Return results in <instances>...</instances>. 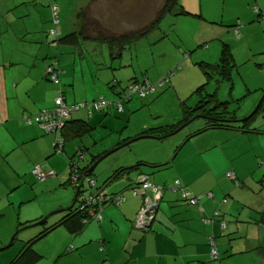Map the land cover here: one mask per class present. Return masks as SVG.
Here are the masks:
<instances>
[{
	"label": "rangeland",
	"instance_id": "1",
	"mask_svg": "<svg viewBox=\"0 0 264 264\" xmlns=\"http://www.w3.org/2000/svg\"><path fill=\"white\" fill-rule=\"evenodd\" d=\"M164 2L165 0H53V3L61 9L59 24L62 32H72L76 29L78 23H81L78 22L80 18H77V15L79 16L80 12L84 10L87 14V21L82 22L81 25L85 24L90 34L95 29L98 31L111 29L113 31L111 33L136 31L143 24H147L150 18L154 19L156 12L161 9ZM179 3L188 12H198L199 8L203 6V11L200 10L205 19L220 21L223 17L222 21L226 22L231 18L230 13L233 11H229V8L234 2L233 0H179ZM11 4L12 0H3L0 10ZM200 22V19L193 16L168 14L160 23L161 29L145 35L134 44L126 45L120 59L111 58L107 44L98 40H82L87 43L77 48L62 47L60 51L54 43H52V46H55L53 49L50 48L51 44L46 46L49 51L51 50L52 56L57 52L61 53L63 68L61 73L69 85L70 98L74 96L79 98L85 94L88 103L99 97L118 101L119 97L110 88L118 81L121 86H118L117 90L123 91L125 94L126 88L134 82V79H138L139 82L148 81L154 85L171 70L180 67L179 73L172 78L171 83L154 94L158 95L157 100L149 103L152 101L150 97L140 99L137 96H132L133 101L123 102L126 112L117 115L111 124H105L106 128L97 131L95 134L99 141L97 147L93 148L94 138H90L92 143L89 153L108 149L117 143L118 141H111L113 137L111 134L119 128L123 130L125 126H128L125 129L124 138L129 137L135 132L134 129L138 124L151 121L154 124L157 122L167 124L173 122L175 118H180L179 105L181 101L188 102L190 105L195 103L196 97L193 93L196 94L197 88L206 82L205 75L198 64L200 50L204 48H199L195 40ZM39 25L40 23L36 22L31 27L36 28ZM46 26L49 28L46 30L48 32L53 28L50 23ZM45 35L47 36V34ZM260 64L264 65V56L257 55L249 57L247 62L239 65V75L236 73L233 75L235 77L233 90H230L227 83H221L218 98L231 101L228 106L229 111H236L239 120L254 114L249 122V127L258 128L261 131L243 134L222 129L207 130L191 139L182 148L174 158L175 166L158 172L154 178L179 175V179L184 185L193 184L195 188L199 189V193L204 192L205 195L214 191L215 197L223 202L225 187H228L229 184L233 185V182L226 177L228 173L226 167L233 165L242 173L249 174L251 183V186L248 185L236 192V196L241 199L246 197V201L256 200L262 194L264 196L261 190L262 184L257 183V179L253 178L255 175L253 168L258 165L255 163V156L264 155V69L258 66ZM68 65H70L68 69L64 67ZM94 85H97L98 91ZM214 85L211 84L207 87L210 93L213 92ZM248 88L251 89V93H248ZM58 99L56 98L55 101ZM239 99L242 100L238 102ZM132 103L139 104L140 109L131 112L133 110ZM111 113L115 114L116 112L111 111ZM128 120L129 123H126ZM203 123L202 120H196L193 123L194 126L191 125L192 129L201 127ZM87 138H83V143L87 142ZM181 139L182 136L178 135L161 145L156 140L134 142L100 162L95 168L93 177L97 181V185L102 186L119 167L133 166L139 160H154L155 154H158L161 147V152L164 153L161 154L162 157L167 149L172 152L173 156V151ZM82 141L81 139L66 141V151L69 152L70 157L74 156ZM68 159L69 157H65L64 153H56L54 149V154L49 157L48 161H51L55 166L53 168L57 176L49 177L43 182L38 181L29 172V177L26 180L23 179L24 183L11 193L15 195L14 198L27 199L28 196L29 198L20 215H18L19 210H15L14 215L10 211L8 214L3 213L0 216V264H9L19 254L24 244L36 238L43 228L42 226L31 227L38 223L37 221L29 222L26 225L23 222L47 218V224L52 225L62 216L63 212L59 211L70 206V199L74 196L75 191L70 184H66L69 179ZM44 168L49 169V167ZM145 172L151 173L147 168H145ZM130 179L135 180L136 174L132 173ZM174 183L176 181L172 182V184ZM126 184H128L126 178L118 179L108 183L104 190L108 194L117 193L123 190ZM214 185L216 187L212 190ZM106 210L115 219L112 228L106 229V231L116 237L124 230V225H122L124 222L120 218L121 214L118 213L120 207L109 205ZM160 213L164 216L167 215L162 211ZM251 214L256 219L261 217L256 211H252ZM234 221L228 224L229 229L226 235H238L236 230L230 233L237 226ZM19 223L23 225H19ZM95 223L98 225L97 222ZM199 232L202 233L203 230ZM222 232L225 231L219 230L208 237L211 239L212 236H218ZM80 239H82L81 236H72L65 228L57 227L35 244V250L43 256L36 264H55L57 261L58 264H78L77 261L81 255L86 263L94 264L96 257V250L93 251L92 248L94 246L89 250L85 249L89 245L82 246L75 251L69 249L71 243L74 241L79 243ZM94 244L99 250L97 241ZM72 253L74 254L72 255ZM225 264L240 263L232 260Z\"/></svg>",
	"mask_w": 264,
	"mask_h": 264
},
{
	"label": "crops",
	"instance_id": "2",
	"mask_svg": "<svg viewBox=\"0 0 264 264\" xmlns=\"http://www.w3.org/2000/svg\"><path fill=\"white\" fill-rule=\"evenodd\" d=\"M2 2L3 0H0V5ZM233 2L229 11L234 13H230L231 18L226 22L222 21L223 17L220 21L212 20L215 24L200 19L198 33L195 35L196 44L201 46L214 40H222L238 51L244 50L248 57L257 54L264 56V0H233ZM49 20V12L37 6L34 0H12L10 6L0 10V212H2L0 216L10 211L14 215L15 210H19L18 215L22 213L29 196L27 199H18L11 193L24 183L23 179L26 180L29 177V172L34 175L33 170L41 168L45 172H54V176H57L53 168L55 166L48 159L54 154L59 137L46 132L38 122L34 123V115L42 110L52 109L55 99L60 94L65 96L68 104L88 100L85 94L79 98L76 96L70 98L69 85L62 74L59 84L51 83L46 78L49 67L48 57L52 55L51 50L49 51L46 46L51 44V49L57 46V44L52 46L54 39L46 31L49 29L46 26L50 23ZM36 22L40 25L36 28L31 27ZM234 24L241 35L239 40L233 38L234 31L231 33L228 30ZM59 25L58 29L61 30ZM60 48L62 47L59 46L58 51ZM64 67L68 69L70 65ZM65 77L68 76L65 75ZM94 88L96 91L99 89L97 85H94ZM91 112L92 114L88 110H80L75 114L74 119L91 121L90 117L93 116V123L103 121L102 114L94 110ZM30 119H33V122L29 121ZM62 151L65 157L70 158L69 152L66 151V144L62 147ZM171 154L167 149L165 156L158 162L161 164L168 162ZM255 163L258 165L253 168L255 171L253 178L257 179V183L262 184L264 155L255 156ZM226 171H228L227 175L234 173L240 181H243L242 188L251 186L249 174L242 173L233 165L227 166ZM154 176L157 175H153L152 181L164 186L165 190L160 209L154 214L148 226L137 227L135 220L142 205V199L133 197L126 190L124 192L126 201L118 206L120 207L118 213L121 214L120 218L124 222L123 232L116 237L107 233L106 229L112 228L115 219L106 207L101 212L103 221L97 222L98 225L94 221L91 222L81 234L77 235L82 237L80 242L74 241L69 249L75 251L89 245L85 248L89 250L94 246L92 247L93 251L96 250L94 264H225L232 260L240 264L243 262V264H264V252L257 250L258 247L264 246V236L258 235L260 238H257L247 223L248 220H256L252 217V211L260 213L264 208L263 195L254 202L251 212L243 207L244 202L241 200L239 203L237 200H229L222 205L217 202L213 207L207 197L202 196L200 203L204 211H201L199 206H192L182 201V189L174 190L176 186L173 187L172 182L179 179L178 175H166L157 179ZM46 179L37 180L44 182ZM130 182L132 183V180ZM188 186L191 191L198 194L199 189L193 184ZM213 187L216 185L211 189ZM225 188L233 191L232 194L236 197L239 187L231 190L229 184ZM74 200L75 193L70 199L69 207L74 205ZM68 208H62L59 212ZM216 210L220 212L221 217L215 222L207 223L206 221L213 217ZM161 211L167 215H162ZM38 220L40 219L23 222V224ZM232 221L237 226L230 233L236 230L237 236L226 235L229 229L228 224ZM23 224L19 223V225ZM36 226L39 225L35 223L31 227ZM202 230L203 232L200 233L199 231ZM219 230L225 232L212 236L214 240L212 245L209 235ZM95 241L98 243L99 250L94 244ZM213 248L217 250L219 260L211 259ZM58 263L57 261L55 264ZM77 263L88 264L82 255L79 256Z\"/></svg>",
	"mask_w": 264,
	"mask_h": 264
},
{
	"label": "trees",
	"instance_id": "3",
	"mask_svg": "<svg viewBox=\"0 0 264 264\" xmlns=\"http://www.w3.org/2000/svg\"><path fill=\"white\" fill-rule=\"evenodd\" d=\"M34 3L37 6H40L44 10L49 12L50 15L49 21L53 28L50 29L48 34L49 36L53 37L54 40H52V42L54 44H57L58 47L60 46V47L77 48L87 43V42H83L82 40H90V41L98 40L104 44H107V46L109 47L110 56L113 59L122 58L123 51L126 45L134 44L140 41L142 37H144L145 35L161 29L160 23L164 19V17H166L168 14H172L174 16H193L198 19H204L208 23L215 24L213 21L209 22L207 19L204 18V15L202 13L203 6L202 8H199L198 12H193V11L188 12L185 10L184 6L180 5L179 0H165L161 9L159 11L156 10L157 12L154 16V19L150 18V21L149 22L147 21V24H143V26L140 29H137L136 31H127L124 33H111L112 31L111 29H108L106 31L105 30L98 31L97 29H95L90 34L86 29V25L85 24L81 25L82 22L87 21L86 11L82 10L79 16L77 15V18L78 17L80 18L78 19V22H81L78 23V27L72 30V32L64 33L62 32V30L58 29V25L60 23V21L58 20V18L60 19V12H61L60 7L57 6L55 3H53V0H34ZM200 9H202V11ZM56 13L57 16H55ZM236 28L237 26L236 24H234L232 27L230 26L228 30L231 33L234 31L235 37L233 38L235 40H239L241 38V35L239 33V29ZM52 31L54 33H52ZM198 47L204 48L200 50L201 51V54L199 56L200 62L198 64L202 69L203 74L205 75L206 82L197 88L196 94L193 93L194 97H196L195 103L193 105H190L188 102L187 103L182 101L180 102L179 105L181 112L180 118H175L173 122H168L167 124L160 122L154 124L152 121L147 123L145 122L143 124H138L135 127L134 129L135 132L132 134V136L125 138H124L125 129H127L128 126H125L123 130H120L119 128L115 131V133L111 134V136L113 135L111 141H118L117 143L113 144V146H111L108 149L99 150L98 152H94V153H89L91 151L90 144L92 143V140L90 138H94L93 148L97 147L96 145L99 143V141L95 137L97 131L100 130L101 128H106V126H104L105 124L107 125L111 124L114 120L113 118L117 117V115H121V113L124 114L126 112L125 105H123V102L128 103L133 101L132 96H137L140 99H146L150 97L152 98L151 99L152 101H150L149 103L153 102L155 99L157 100L158 95L156 96L154 94L164 89L165 85H169L171 83L172 78H174L176 74L179 73L180 71V67L179 68L176 67L175 69L171 70L169 74L165 75V77L161 78L154 85H151L148 81L139 82L138 79L136 80L134 79L133 80L134 82L131 83L126 88L125 94H123V91L117 90L118 86L121 85L119 84V81L116 82V84L114 86H111L110 88L119 97L118 101L115 100L113 101V100L105 99L104 97H99L98 99H94L91 103L87 102L83 106L81 111L88 110L90 114H92L91 112L92 110H94V112H99L100 114H102V118H103L102 122H98L95 124L93 123V121L91 122L90 120L85 121L82 119L80 120L73 119L66 123L62 131V134L60 135L61 139L57 140L58 143L62 142L63 144H66V141H69L70 139H81L82 141L83 138L88 137L86 143H83V141L82 143H80V145L76 149L74 156L70 157L68 162L69 179L66 182V184H70L74 188L75 191L74 205L64 210L60 219L52 225L47 224L48 223L47 218L38 220L37 221L38 223H36V225L41 223L39 224V226L43 227L42 230L40 231V233L36 238L29 240L24 244L22 250L9 264H36L37 262H39L43 258V256L40 255L35 250V244L39 239L45 237L47 234H49L57 227H64L68 231V233L77 236L81 234L91 222L94 221L101 223L103 221V217L98 219L97 216H92L91 214H89L90 210L93 209L94 212L100 213V211H103V209L106 208L107 206L116 205L117 203L116 200L118 198L121 199L123 198L126 201V197L124 195V192L126 190L128 192L130 191L133 197H140L142 199V205L139 211L141 210V208L144 207L146 200L154 199V196L156 194L154 189L159 190L161 196L160 199L157 200V203H158V209H160L161 203L163 201L162 199H163V193L165 187L153 182L152 181L153 175L175 166L174 158L180 153L182 148L187 143H189L191 139L199 136L201 133L207 130H215V129L232 130L237 132L240 131L241 133L261 131L258 130V128L254 129L249 127L250 125L249 122L254 116V114L248 118L246 117L242 120H239V118L236 115V111H229L228 106L231 103V101L220 100L218 98V90L220 88L221 83H227L230 86V90H233L234 82H235L234 81L235 77L233 75L235 73L239 75L240 73L238 70L239 65L247 62L249 58L246 56L247 54L245 53V51L241 49L240 51H238L237 49L232 48L229 43L224 42L222 40L220 41L214 40L207 43L206 45H201V46L198 45ZM48 59H49V67L47 68L46 71L47 73L46 78L51 83L59 84V81L57 83V81L53 80V76H56V78L60 79V75L62 74L61 71L63 68L61 66L62 63L61 53L57 52L56 55L53 56L50 55ZM258 66L264 69L263 64H260ZM211 84L212 85L215 84L214 85L215 87L213 92L210 93L207 90V87H209V85ZM135 86H139V87L147 86L153 89H148L144 92V95H141L142 93L141 90L133 91ZM130 87L132 88L130 89ZM251 92H252L251 89L248 88V93ZM241 100L242 99H239L237 101L239 102ZM76 103H71L69 105H74ZM132 109L133 110L131 112L139 110L140 109L139 104L136 103L133 104ZM45 111L48 110H42L38 114H41L42 112ZM109 111H113L116 113L115 114L111 112L109 113ZM37 115H34V123H36L35 119L37 118ZM92 117L93 116H91L90 118L92 119ZM109 117L111 118L108 119ZM196 120H202L204 123L202 124L201 127L193 130L192 126H194L193 123ZM29 121H33V119L32 120L30 119ZM126 123H129V120ZM183 126L184 128L178 131ZM178 135L182 136V139L181 141H179V144L175 147L173 151V156L171 154L172 157H170V160L166 163L161 164L160 162H158L160 158H163L161 154L162 155L164 154L163 152H161V148H162L161 147L158 150V154L154 153L156 156L154 160H145V161L139 160L133 166L119 167L118 169L114 170L112 175L104 182L102 186H98L97 181L93 177L95 170L88 177H85V174L88 173L89 170L92 168V166L101 158L105 157L103 159L105 160L115 152L132 145L134 142L140 140H156L158 144L161 145L166 141L172 140L174 137H177ZM56 145H58L57 142ZM116 149L118 150L116 151ZM55 152L56 153L58 152L57 148H55ZM62 153H64V151H62ZM83 162H85V164L82 165ZM145 168L150 170L151 173L145 172ZM42 171L44 170L42 169ZM132 173L136 174L137 179L136 181L132 180L131 183L130 176L132 175ZM226 177L233 182V185H231V190L238 187H240L239 190L242 189L244 185L242 180L240 181V179L237 177L231 179L227 175ZM75 178L77 179L76 182H74ZM123 178H126L128 180V184L125 185L123 190L117 193H111V194L106 193L104 189L108 183ZM134 181L135 183H133ZM175 181L176 183L173 184V187L175 185L176 188L174 190H179V188L182 189L181 191L182 201L187 202L189 205L192 206H197V207L199 206L201 211H204V209L202 208V204L200 203V199L202 198V196H206L208 201L212 200L209 203H211L213 207H215L214 204L217 202H219L218 203L219 205H222L227 203L229 200L230 201L237 200L238 203L240 202L239 200H241L242 202H244V204L241 202L244 205L243 207L248 209L250 212L253 210V206L255 204L254 202L258 201V198L253 201H246V197L243 199L237 196L235 197L232 194L233 191H229L225 188V192L223 194L225 195V197L222 199L223 202H221L219 201L220 199H217L215 197L214 191L209 192L208 195H205L204 192L203 193L198 192V194H195V192L191 191L190 187L185 184L187 186L186 187L180 179H176ZM144 183H150L153 187L151 189H145ZM262 184H264V182H262ZM78 187H80L79 190L80 193H77ZM261 190L264 193V185H262ZM82 206L84 207L83 209ZM259 214L261 216L260 219H256V220L251 219L247 221V223L249 224V228L253 230V233L257 238H260L259 236L262 237L264 236V232H263L264 208L262 209V211H260ZM220 217H221L220 212L216 210L214 212L213 217L209 218L206 222L207 223H211L212 221L215 222V220L219 219ZM223 227H224L223 229H225V226ZM257 250H261L262 252H264V246L258 247Z\"/></svg>",
	"mask_w": 264,
	"mask_h": 264
},
{
	"label": "built area",
	"instance_id": "4",
	"mask_svg": "<svg viewBox=\"0 0 264 264\" xmlns=\"http://www.w3.org/2000/svg\"><path fill=\"white\" fill-rule=\"evenodd\" d=\"M57 16V13L56 15ZM52 33H54L52 31ZM53 80L54 81H58V78H56V76H53ZM132 88V87H131ZM130 88V89H131ZM148 89H153V88H149L147 86L145 87H139V86H135L133 91L136 90H141V95H144V92ZM59 99L57 101H55L57 108L55 111H45L42 112L41 114H39L37 116V118L35 119L36 122H38L41 127L46 131V132H58L60 131L63 126L65 125V121L68 120L71 117V114L74 111H77L79 109V106H73L72 108L68 107L65 105L64 100L62 97H58ZM103 103V101H102ZM33 174L35 175V177L39 180L42 179H46L49 176H52L54 174V172H44L42 171L41 168H36L33 170ZM77 179H74V182H76ZM144 188L148 189V188H152L153 186L150 183H145L144 184ZM155 191V198L159 197V190L154 189ZM122 200H119L118 203H120ZM153 202H151L150 200L147 201L145 207L142 209V211L139 214L138 217V225L139 226H146L150 221V219L152 218L151 214V206H152ZM84 206V205H83ZM82 206V209L84 208ZM90 213L93 214L94 211L91 209ZM98 219H100V216H97ZM218 254L215 248H213L212 250V257L213 258H217Z\"/></svg>",
	"mask_w": 264,
	"mask_h": 264
},
{
	"label": "clouds",
	"instance_id": "5",
	"mask_svg": "<svg viewBox=\"0 0 264 264\" xmlns=\"http://www.w3.org/2000/svg\"><path fill=\"white\" fill-rule=\"evenodd\" d=\"M58 20L60 21L59 18H58ZM58 81L60 82V79H58ZM58 81H57V83H58ZM130 88H131V87H130ZM58 97H62L63 100H64L65 105L68 106V107H70V108H72L73 106H77V105L79 106V109H78L77 111H74V112L71 114V117H70L68 120L65 121V125H66L67 122L73 120L75 114H76L78 111H80V110L83 108V106L87 103V102H80V103H76V104H74V105H69V104L67 103V101L65 100V98H64V96H63L62 94L58 95L57 98H58ZM54 103H55V101H54ZM56 108H57V105H56V103H55V106H54L52 109L48 110V111H50V112L55 111ZM74 120H75V119H74ZM32 122H33V121H32ZM65 125L63 126V128H62L60 131H58V132H49V133L55 134L57 137H59V139H61L60 135L62 134V131H63ZM60 141H61V140H60ZM57 144H58V145H57V151H58V152H62V147H63L65 144H63L62 142L58 143V141H57ZM94 170H95V169H94ZM54 175H55V174H53L52 176H54ZM52 176H49V177H52ZM88 176H89V174L86 173V174H85V177H88ZM227 176H228L229 178H231V179H233V178L236 177L234 173H229ZM49 177H47V178H49ZM144 184H145V183H144ZM144 186H145V185H144ZM145 189H146V188H145ZM148 189H151V188H148ZM79 190H80V187L77 188V193H80ZM160 196H161V193H159V197H158V198H155V196H154V199H148V200H146L145 205H146L147 201L150 200L151 202H153L152 206H156V207L158 208L157 200L160 199ZM119 200H122V201H121L120 203H118ZM100 201H101V200H100ZM116 201H117V203H116L115 206L118 207V206L122 205L123 202H124L125 200H124L123 198H122V199H121V198H118ZM145 205H144V207H145ZM152 206H151V211H152V212H151V214H150V215L152 216V218L150 219L149 222H147L148 224H150V223L152 222V220H153V218H154V214H155V212H156V209H153ZM144 207H143V208H144ZM143 208H141V210L138 212V214H137V216H136V220H135V221H136L137 227H140V226L138 225V217H139V214H140V212L142 211ZM92 210H93V209H92ZM157 210H158V209H157ZM93 211H94V210H93ZM101 212H102V211H100V213L94 212L93 214H91V213L89 212V214H91L92 216H100V217L102 218V214H101ZM148 224H147L146 226H148ZM146 226H144V227L141 226V228H145ZM210 242H211L212 245H214V240H213L212 238L210 239ZM216 251H217V250H216ZM217 254H218V252H217ZM211 259L214 260V261L219 260V255L217 256V258H213V257L211 256Z\"/></svg>",
	"mask_w": 264,
	"mask_h": 264
},
{
	"label": "water",
	"instance_id": "6",
	"mask_svg": "<svg viewBox=\"0 0 264 264\" xmlns=\"http://www.w3.org/2000/svg\"><path fill=\"white\" fill-rule=\"evenodd\" d=\"M184 128V126L183 127H181L178 131H180L181 129H183ZM177 131V132H178ZM118 149H116V151H117ZM105 157H103V158H101L99 161H97L93 166H92V168L89 170V172H88V174L90 175L93 171H94V169L98 166V164L104 159ZM152 208L153 209H156V212H157V207L156 206H152ZM155 212V213H156ZM39 224H41V223H39ZM38 224V225H39Z\"/></svg>",
	"mask_w": 264,
	"mask_h": 264
}]
</instances>
